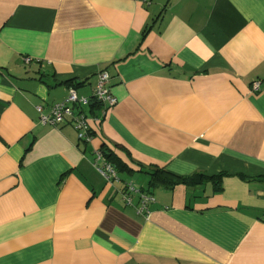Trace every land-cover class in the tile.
Masks as SVG:
<instances>
[{
	"label": "crops",
	"instance_id": "crops-1",
	"mask_svg": "<svg viewBox=\"0 0 264 264\" xmlns=\"http://www.w3.org/2000/svg\"><path fill=\"white\" fill-rule=\"evenodd\" d=\"M99 71L89 143L39 124ZM0 264H264V0H0Z\"/></svg>",
	"mask_w": 264,
	"mask_h": 264
},
{
	"label": "built area",
	"instance_id": "built-area-1",
	"mask_svg": "<svg viewBox=\"0 0 264 264\" xmlns=\"http://www.w3.org/2000/svg\"><path fill=\"white\" fill-rule=\"evenodd\" d=\"M25 64L30 63L29 58H25ZM109 75L105 71H99L97 74V82L92 91L90 98L79 97L74 89H70L66 98L58 104H55L48 114L42 113L41 107H36L39 115V124L42 126L58 127L59 125L69 122L77 135V139L83 143H89L92 140V134L89 127V120L82 112V109L94 102L102 108L108 110L113 108L117 101L111 95L109 88ZM251 91L256 93L259 91V83L252 84ZM98 121V120H95ZM96 160L102 161V166L97 171L108 182H119L116 171L113 166L105 161L100 152L95 153ZM137 194L139 197L138 212L147 213V207L153 203V198L148 194L140 193L132 184H125L121 198L124 204L132 205V195ZM148 214V213H147Z\"/></svg>",
	"mask_w": 264,
	"mask_h": 264
},
{
	"label": "trees",
	"instance_id": "trees-1",
	"mask_svg": "<svg viewBox=\"0 0 264 264\" xmlns=\"http://www.w3.org/2000/svg\"><path fill=\"white\" fill-rule=\"evenodd\" d=\"M101 153L103 154L104 158L113 165V163H117L113 165V167L117 170V172H122V171H130L127 166L121 164L120 162H115L117 161L114 159V156L112 152L109 149L102 148ZM150 177L151 184L154 185L153 183H161V184H169L168 181H166V177L168 178V174L163 172L162 170L155 169L151 173L148 174ZM226 175L224 173H220L215 176H202V175H197L191 178H186L181 180V183H183L186 186H197L200 184H203L205 182H210L212 184L213 190L215 192H219L222 189V179ZM171 177V176H170ZM172 180L175 181V178H172Z\"/></svg>",
	"mask_w": 264,
	"mask_h": 264
}]
</instances>
